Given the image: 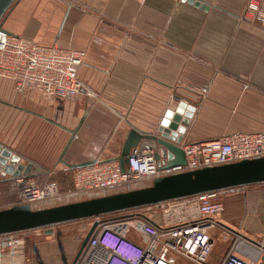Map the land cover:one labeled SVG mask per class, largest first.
<instances>
[{"label":"crops","instance_id":"1","mask_svg":"<svg viewBox=\"0 0 264 264\" xmlns=\"http://www.w3.org/2000/svg\"><path fill=\"white\" fill-rule=\"evenodd\" d=\"M248 1L16 0L3 28L85 51L86 91L73 102L50 103L35 92L0 101L18 137L14 147L0 144L41 167L45 180L72 171L65 163L118 159L132 127L155 133L171 103L196 108L183 145L264 130V27ZM7 186L0 177V191ZM224 204L222 222L262 238L264 184ZM75 224L28 232L24 264H71L86 238Z\"/></svg>","mask_w":264,"mask_h":264},{"label":"built area","instance_id":"2","mask_svg":"<svg viewBox=\"0 0 264 264\" xmlns=\"http://www.w3.org/2000/svg\"><path fill=\"white\" fill-rule=\"evenodd\" d=\"M262 4L264 0H249L247 9L264 27ZM85 59V51L58 44L39 45L8 33L0 24V79L11 82L19 95L35 92L50 103L76 101L86 91L79 77ZM174 99L172 96V102ZM169 110L175 111L176 107L171 103ZM182 149L186 165L167 170L160 169L155 159L157 148L148 143L132 152L125 172L116 159L97 160L92 166L73 171V189L68 193L104 192L158 177L264 158V130L186 143ZM244 189L232 188L147 206L141 212L105 221L94 218L97 228L72 264H260L264 259V224L262 238L253 241L240 229L221 221L225 198ZM60 195L56 182L40 180L38 176L10 178L6 190L0 191V210L33 206ZM4 197L11 201L3 202ZM27 233L0 236V264L25 263ZM218 243L224 249L214 258Z\"/></svg>","mask_w":264,"mask_h":264},{"label":"water","instance_id":"3","mask_svg":"<svg viewBox=\"0 0 264 264\" xmlns=\"http://www.w3.org/2000/svg\"><path fill=\"white\" fill-rule=\"evenodd\" d=\"M15 1L0 0V24ZM196 4L199 6L201 3ZM195 112L194 106L181 102L175 111L166 112L155 133L140 132L132 127L122 152L116 159L122 172H125L132 152L144 142H152L156 146L155 159L161 170L185 166L187 162L182 145ZM22 159L24 158L21 155L0 144V177L8 181L10 178L37 177L46 173L31 161L24 165L21 163ZM95 163L96 161H89L65 165L73 171ZM258 184H264V158L158 177L146 187L98 195L58 206L38 209L30 205H19L0 210V236L42 229L51 230L58 225L94 219L107 214ZM97 225L95 223L92 226L81 249L87 244Z\"/></svg>","mask_w":264,"mask_h":264},{"label":"rangeland","instance_id":"4","mask_svg":"<svg viewBox=\"0 0 264 264\" xmlns=\"http://www.w3.org/2000/svg\"><path fill=\"white\" fill-rule=\"evenodd\" d=\"M19 96V94L16 93L14 86L12 85L11 82L1 80L0 79V101L2 102H10L14 99H16ZM16 102V101H15ZM0 103V141L4 144H7L9 146L14 147L15 142L17 141V129L15 127L14 123H10L9 119L11 118L14 119L13 114L6 112L7 110L3 105ZM53 174L49 176V178H44L45 181H52L56 182L59 187H60V197L57 199L49 200L41 204L33 205L32 207H36L38 209L40 208H47V207H52V206H58V205H63V204H68L72 202H78V201H83L87 200L93 197H96L98 195H103V194H113L117 192H122V191H127L129 189H137L141 188L142 186L149 184V181H140L133 183L128 186H121V187H115L108 189L104 192L102 191H93V192H87L83 194H75V195H69V191L73 189V172L72 171H66L65 173L62 171H52ZM152 182V181H151ZM132 187V188H131ZM6 190L3 189L2 191L4 192ZM141 212L138 210L137 212L133 213H138ZM131 214V213H130ZM122 216V215H121ZM119 217V216H118ZM112 218V217H111ZM110 218H101V221L109 220ZM96 220L94 219H87V220H82L79 222H76L75 227H79L80 230H82L83 235H88L90 229L92 226L95 224ZM241 232L245 237H249V233L245 229H240ZM250 232V231H249ZM132 234H135L132 231ZM136 235V234H135ZM251 240V239H250ZM257 241V240H253ZM224 245L219 244L216 246L215 252L213 254V257L216 258L218 255H220L223 252ZM72 264V263H71ZM260 264H264V259L261 261Z\"/></svg>","mask_w":264,"mask_h":264},{"label":"trees","instance_id":"5","mask_svg":"<svg viewBox=\"0 0 264 264\" xmlns=\"http://www.w3.org/2000/svg\"><path fill=\"white\" fill-rule=\"evenodd\" d=\"M104 195V194H103ZM144 208V207H143ZM142 208H137V209H132V210H128V211H123V212H117V213H112V214H107V215H103L101 216V218H116L118 216L124 215V214H129V213H133V212H137L138 210H141ZM112 217V218H111ZM87 220V219H85ZM82 221V220H81ZM69 224V223H68Z\"/></svg>","mask_w":264,"mask_h":264}]
</instances>
